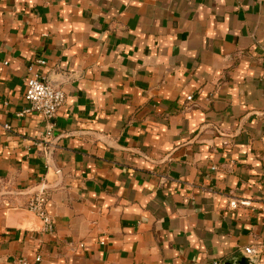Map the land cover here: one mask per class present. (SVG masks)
I'll return each instance as SVG.
<instances>
[{
	"label": "crops",
	"instance_id": "obj_1",
	"mask_svg": "<svg viewBox=\"0 0 264 264\" xmlns=\"http://www.w3.org/2000/svg\"><path fill=\"white\" fill-rule=\"evenodd\" d=\"M0 182V264H264V0H0Z\"/></svg>",
	"mask_w": 264,
	"mask_h": 264
},
{
	"label": "built area",
	"instance_id": "obj_2",
	"mask_svg": "<svg viewBox=\"0 0 264 264\" xmlns=\"http://www.w3.org/2000/svg\"><path fill=\"white\" fill-rule=\"evenodd\" d=\"M45 64L43 59H36L28 66L29 75L26 79L24 100L26 107L22 109L18 115L24 113L39 114L45 121L46 127L42 138L37 141L38 145L47 148L51 144L50 138L54 131V118L58 109L65 101V92L61 87L55 86L41 75L38 68ZM5 128H10L8 124ZM50 199V191L44 183H40L37 189L32 193L28 202L27 208L34 213L41 221V230L49 235L55 232V223L52 215L47 209V204ZM239 205H250L249 199H232L229 201L230 208H237ZM83 247V243H79ZM245 253L251 256L258 257L261 251L253 247H245ZM41 259L40 255H36L33 260L26 257H18L13 264H36Z\"/></svg>",
	"mask_w": 264,
	"mask_h": 264
},
{
	"label": "water",
	"instance_id": "obj_3",
	"mask_svg": "<svg viewBox=\"0 0 264 264\" xmlns=\"http://www.w3.org/2000/svg\"><path fill=\"white\" fill-rule=\"evenodd\" d=\"M258 259L255 256L238 253L234 257H231L223 262V264H257Z\"/></svg>",
	"mask_w": 264,
	"mask_h": 264
},
{
	"label": "rangeland",
	"instance_id": "obj_4",
	"mask_svg": "<svg viewBox=\"0 0 264 264\" xmlns=\"http://www.w3.org/2000/svg\"><path fill=\"white\" fill-rule=\"evenodd\" d=\"M2 191H3V186H2V184L0 182V195L2 194Z\"/></svg>",
	"mask_w": 264,
	"mask_h": 264
}]
</instances>
